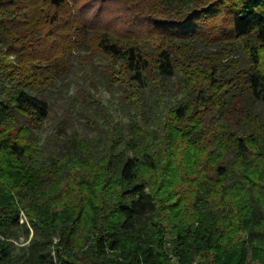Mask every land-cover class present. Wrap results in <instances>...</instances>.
<instances>
[{
    "label": "trees",
    "instance_id": "16d2710c",
    "mask_svg": "<svg viewBox=\"0 0 264 264\" xmlns=\"http://www.w3.org/2000/svg\"><path fill=\"white\" fill-rule=\"evenodd\" d=\"M83 48L127 132L84 109L49 159L33 91ZM0 52V264H264V0H0Z\"/></svg>",
    "mask_w": 264,
    "mask_h": 264
},
{
    "label": "rangeland",
    "instance_id": "374dc122",
    "mask_svg": "<svg viewBox=\"0 0 264 264\" xmlns=\"http://www.w3.org/2000/svg\"><path fill=\"white\" fill-rule=\"evenodd\" d=\"M70 4L72 5V0ZM91 57L87 48L75 51L71 57L68 73L62 74L56 84L33 91L50 104V117L45 120L44 127L38 130L40 143L46 146L45 157L49 159L53 154L61 155L62 145L68 148L75 141L76 136L85 139L96 136V130L85 118L87 112L84 109L97 118L107 115L122 126L124 133L127 132L129 119L123 109L121 93L118 89L107 85L104 64ZM10 58L15 60L16 55H11ZM169 93L167 92L164 98L168 103L175 98ZM56 129L59 131L55 138L53 134ZM23 217L27 220L25 214ZM6 234L13 243L14 255L21 253L22 246H26L29 242L24 236L22 227L9 229ZM1 237L6 240L5 237ZM247 264H259V262L253 260L250 254Z\"/></svg>",
    "mask_w": 264,
    "mask_h": 264
}]
</instances>
